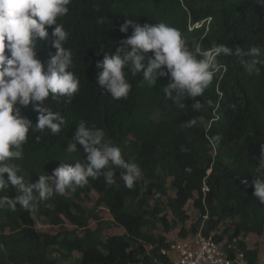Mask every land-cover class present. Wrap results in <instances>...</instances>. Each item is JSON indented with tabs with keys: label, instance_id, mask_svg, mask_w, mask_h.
Segmentation results:
<instances>
[{
	"label": "trees",
	"instance_id": "obj_1",
	"mask_svg": "<svg viewBox=\"0 0 264 264\" xmlns=\"http://www.w3.org/2000/svg\"><path fill=\"white\" fill-rule=\"evenodd\" d=\"M102 16L108 19L98 24ZM125 19L177 28L190 46L199 43L201 54L220 43L245 50L264 46V4L258 0H72L58 23L70 33L64 47L72 51L69 70L79 77L80 91L70 103L64 97L45 101L66 124L55 135L30 130L23 158L15 163L35 182L60 162H83L86 153L79 144L75 153L66 147L84 121L102 128L125 159L139 163L143 178L129 190L119 178L121 170L115 169L113 185L103 177L90 179L74 192L39 202L34 212L19 205L0 209V264H154L167 260L161 249L170 244L156 230L169 231L172 219L173 225L180 224L182 238L198 230L216 241L240 238L247 259L257 264L258 246L248 248L243 237L264 234V203L252 195L251 186L254 177L264 178V65L258 75H249L236 57H218L212 84L196 97L213 106L199 112L191 109L190 98L185 97L182 102L189 107L181 110L164 97L167 77L149 86L142 74L127 73L132 89L127 99L115 100L99 88L95 65L131 34V29L119 31ZM54 52L42 42L38 56L46 63ZM21 112L36 123L31 105ZM190 118L197 120L196 126L184 128ZM216 135L220 140L213 143ZM92 193L97 198L87 206ZM4 194L17 193L10 187ZM188 204L197 214L189 224ZM99 205L108 210L109 220L94 212ZM64 222L74 227H63ZM41 225L60 228L52 232ZM111 227L123 232L105 234Z\"/></svg>",
	"mask_w": 264,
	"mask_h": 264
},
{
	"label": "clouds",
	"instance_id": "obj_2",
	"mask_svg": "<svg viewBox=\"0 0 264 264\" xmlns=\"http://www.w3.org/2000/svg\"><path fill=\"white\" fill-rule=\"evenodd\" d=\"M71 3L72 0H0V193H7L10 187L17 193L14 197L0 195V209L15 210L19 205L34 212L39 202L54 194L74 192L88 185L90 179L103 177L106 185H113L116 183L115 169L121 170L119 178L129 190L143 178L139 163L125 159L122 149L106 138L102 128L89 127L84 121L76 126L72 142L66 147L69 153H75L79 144L86 153L83 162H60L50 174H40L35 182L26 179L20 165L15 163L23 158V145L28 141L30 130L44 132L47 129L55 135L66 124L65 117L51 110L45 101L64 97L70 103L80 91L79 77L69 70L72 51L64 47L70 33L58 23L59 18L68 14ZM258 3L264 4V0ZM107 19L99 17L97 23L104 24ZM200 25L194 24L195 27ZM129 29L131 34L119 41L115 51L104 53L95 65L99 69L96 74L99 88L115 100L127 99L132 89L127 73L142 74L149 86H155L158 77H167L169 82L163 87L164 97L181 110L189 107L182 101L190 98L191 109L199 112L206 106H213L211 100L201 102L196 97H202L212 84L219 70L218 57H236L249 75H258L259 66L264 65V46L253 45L245 50L220 43L201 54L199 43L190 46L180 30L166 23L141 24L125 19L119 31L128 33ZM42 42L55 49L46 63L38 56ZM29 105L37 113L35 124L21 112ZM196 124L197 120L190 118L182 126L191 129ZM211 140L218 142L220 136ZM242 182L247 184V181ZM251 186L252 195L264 203V178L254 177ZM195 235L179 240H190Z\"/></svg>",
	"mask_w": 264,
	"mask_h": 264
},
{
	"label": "built area",
	"instance_id": "obj_3",
	"mask_svg": "<svg viewBox=\"0 0 264 264\" xmlns=\"http://www.w3.org/2000/svg\"><path fill=\"white\" fill-rule=\"evenodd\" d=\"M161 253L167 256V260L154 264H252L240 248L238 238L215 241L200 232L190 240L173 242Z\"/></svg>",
	"mask_w": 264,
	"mask_h": 264
},
{
	"label": "rangeland",
	"instance_id": "obj_4",
	"mask_svg": "<svg viewBox=\"0 0 264 264\" xmlns=\"http://www.w3.org/2000/svg\"><path fill=\"white\" fill-rule=\"evenodd\" d=\"M96 198H97V195L95 193H92L90 199L86 201L87 206L93 205ZM94 212H96V214H98L100 216V218L103 220H109L110 219L109 212L104 206H101V205L96 206V208L94 209ZM186 212L189 215V219L187 220V224H189L191 221L193 222L196 220L197 214L193 210L191 204H188L186 206ZM171 219H172V217H171ZM173 220L174 219H172L170 221L171 229L169 231L166 232L162 228H158L156 230V233L163 234V236L169 242H174L176 240L183 239L180 236H178L180 224L175 220L177 223H176V225H173ZM95 225H96L95 222H91L92 227H95ZM172 225H173V227H172ZM63 227L73 228L74 226L67 223V222H64ZM41 228H42V230L47 231V229H49L50 231L53 232L54 230H56L57 228H60V227L59 226L52 227V226H47V225H41ZM122 232H123V230L119 227H111L105 231V234L122 233ZM243 239H244V242L246 243L247 246H254V245L258 246V248H259L258 264H264V234L258 236V235H255L253 233H250V234H247L246 236H244Z\"/></svg>",
	"mask_w": 264,
	"mask_h": 264
}]
</instances>
